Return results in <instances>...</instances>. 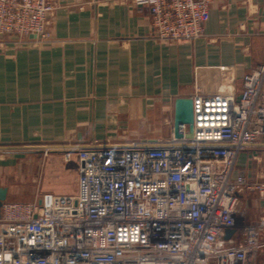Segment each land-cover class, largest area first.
<instances>
[{"label": "built area", "instance_id": "built-area-1", "mask_svg": "<svg viewBox=\"0 0 264 264\" xmlns=\"http://www.w3.org/2000/svg\"><path fill=\"white\" fill-rule=\"evenodd\" d=\"M150 10L162 41L205 33L213 0H133ZM54 0H0L7 35L50 38ZM191 137H140L67 148L78 161L75 194L3 201L0 264H264V216L249 222L241 193L264 200V179L239 154L264 138V63L236 94L193 97ZM228 230L233 232L228 236Z\"/></svg>", "mask_w": 264, "mask_h": 264}, {"label": "crops", "instance_id": "crops-1", "mask_svg": "<svg viewBox=\"0 0 264 264\" xmlns=\"http://www.w3.org/2000/svg\"><path fill=\"white\" fill-rule=\"evenodd\" d=\"M54 3L49 39L10 34L0 42L5 201L75 194L78 161L65 162L64 149L162 131L173 126L176 97L239 96L244 76L264 63V0H213L205 33L194 41L156 38L149 8L133 0ZM239 170L264 179V138L239 154L234 175ZM241 198L249 222L264 216L255 192Z\"/></svg>", "mask_w": 264, "mask_h": 264}, {"label": "water", "instance_id": "water-1", "mask_svg": "<svg viewBox=\"0 0 264 264\" xmlns=\"http://www.w3.org/2000/svg\"><path fill=\"white\" fill-rule=\"evenodd\" d=\"M181 124H187L189 131L186 136L191 137L194 127V112H193V99L191 97H176L174 100V121L173 132L176 137H181L179 132ZM7 198V188L0 187V216L1 206L3 201ZM232 230H228V236L232 233Z\"/></svg>", "mask_w": 264, "mask_h": 264}, {"label": "rangeland", "instance_id": "rangeland-1", "mask_svg": "<svg viewBox=\"0 0 264 264\" xmlns=\"http://www.w3.org/2000/svg\"><path fill=\"white\" fill-rule=\"evenodd\" d=\"M171 117V115H170ZM171 121V119H170ZM172 123L168 122L167 125L164 126L163 130L161 131H146V132H143V135H139L138 137H148V136H152V137H155V136H158V137H169L172 133ZM68 166H73V164L71 165V163H67ZM64 176H65V182H69L70 180V170L69 169H65V173H64ZM44 183H46V180L43 181ZM32 185V184H31ZM54 192V190H52ZM23 200H34L35 198L33 196H22ZM13 201V200H12ZM16 201V200H14Z\"/></svg>", "mask_w": 264, "mask_h": 264}]
</instances>
